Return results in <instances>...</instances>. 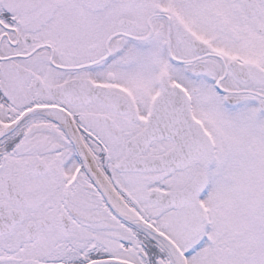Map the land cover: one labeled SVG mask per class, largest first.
I'll return each mask as SVG.
<instances>
[{
  "label": "snow or ice",
  "instance_id": "snow-or-ice-1",
  "mask_svg": "<svg viewBox=\"0 0 264 264\" xmlns=\"http://www.w3.org/2000/svg\"><path fill=\"white\" fill-rule=\"evenodd\" d=\"M0 264H264V0H0Z\"/></svg>",
  "mask_w": 264,
  "mask_h": 264
}]
</instances>
